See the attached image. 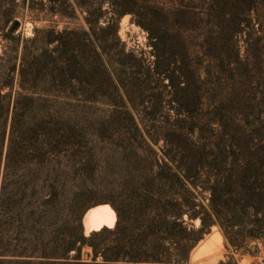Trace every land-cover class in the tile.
<instances>
[{"label": "trees", "instance_id": "trees-1", "mask_svg": "<svg viewBox=\"0 0 264 264\" xmlns=\"http://www.w3.org/2000/svg\"><path fill=\"white\" fill-rule=\"evenodd\" d=\"M107 3L112 11L104 25L103 2L93 23L85 19L88 31L69 33L82 36L86 79L79 82L91 89L100 58L97 34L112 31L119 41L120 19L131 12ZM1 7L0 31L17 43L10 27H19L14 3ZM232 7L227 22L240 33L244 23ZM69 34L48 31L37 48L36 32L19 62L0 65V264H188L214 227L237 251L264 243V119L239 110V92L231 88L224 97L214 96L199 72L191 67L186 81L183 69L175 92L189 109L179 111L176 125L122 132L112 126L117 115L100 122L84 106L71 109L67 101L50 98L53 89L78 81L69 77ZM149 41L159 74L170 65L171 40L151 32ZM54 43L56 60L49 49ZM210 44L208 39L200 45L201 55L223 61ZM175 45L191 58L187 42ZM129 135L150 146L105 154L95 144ZM99 205L112 207L116 224L86 236L82 218ZM85 246L91 262L82 261Z\"/></svg>", "mask_w": 264, "mask_h": 264}, {"label": "rangeland", "instance_id": "rangeland-1", "mask_svg": "<svg viewBox=\"0 0 264 264\" xmlns=\"http://www.w3.org/2000/svg\"><path fill=\"white\" fill-rule=\"evenodd\" d=\"M108 1L114 4L115 10L131 12L120 19L119 41L112 31L97 34L100 58L96 62L91 89L79 82L86 79L79 47L82 36L70 34L88 31L85 19L90 17L93 23L98 15L97 8L103 2L102 11L107 14L100 24L104 25L112 11ZM13 3L12 13L19 22L18 29L14 30L18 42L6 39L0 31V65L19 62L26 40L35 37L36 32L37 48L43 46L48 31L70 33L67 37L74 42L68 52L72 69L69 77L74 75L78 81L53 89L50 98L59 103L67 101L71 109L84 106L95 113L100 122L117 115V121L112 124L114 129L132 133L136 127L147 130L175 126L179 111L189 109L179 104L175 86L183 69L187 72L185 80L190 79L191 67L206 79L205 90L224 97L235 88L240 95L237 103L242 104L239 110L264 119V0H26L25 3L23 0H0L1 10ZM233 5L237 6L244 23L241 32L235 34L227 22ZM179 8L188 16H183ZM188 17L193 19L190 21ZM13 26L10 24L11 30ZM151 32L171 40L166 51L170 65L160 67L159 74L155 72L156 57L149 41ZM181 39L187 42L190 59L183 58L175 45ZM208 39L223 61L201 55L200 45ZM56 45L49 47L53 60L60 56ZM165 74L173 79L174 88ZM88 98L91 101H85ZM150 143L134 139L132 135L95 142L105 154L122 153L131 145L147 148ZM162 144L160 141L159 146ZM194 224L196 228L200 226L199 221ZM84 232L89 235L86 230ZM91 253V248L85 246L82 261L91 262ZM188 264H264V243H252L246 251H237L227 245L220 230L214 227L193 250Z\"/></svg>", "mask_w": 264, "mask_h": 264}, {"label": "bare ground", "instance_id": "bare-ground-1", "mask_svg": "<svg viewBox=\"0 0 264 264\" xmlns=\"http://www.w3.org/2000/svg\"><path fill=\"white\" fill-rule=\"evenodd\" d=\"M88 216L89 222L85 225L87 235L103 227L113 228L117 220L115 211L109 205L98 206L92 209Z\"/></svg>", "mask_w": 264, "mask_h": 264}, {"label": "water", "instance_id": "water-1", "mask_svg": "<svg viewBox=\"0 0 264 264\" xmlns=\"http://www.w3.org/2000/svg\"><path fill=\"white\" fill-rule=\"evenodd\" d=\"M16 28H17V24H15V25L13 26L12 31L16 30ZM99 206H103V205H99ZM96 207H98V206H96ZM96 207H93V208L89 209V210L84 214V216H83V218H82V225H83L84 230H86V228H85L86 223L89 222V216H88L89 212H90L92 209L96 208Z\"/></svg>", "mask_w": 264, "mask_h": 264}]
</instances>
